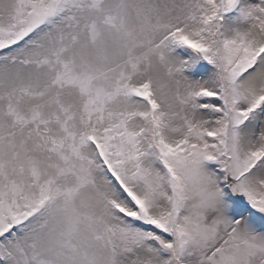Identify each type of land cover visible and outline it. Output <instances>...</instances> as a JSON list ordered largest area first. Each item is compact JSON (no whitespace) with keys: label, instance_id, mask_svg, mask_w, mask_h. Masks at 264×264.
Listing matches in <instances>:
<instances>
[{"label":"snow or ice","instance_id":"obj_1","mask_svg":"<svg viewBox=\"0 0 264 264\" xmlns=\"http://www.w3.org/2000/svg\"><path fill=\"white\" fill-rule=\"evenodd\" d=\"M0 264H264V0H0Z\"/></svg>","mask_w":264,"mask_h":264}]
</instances>
